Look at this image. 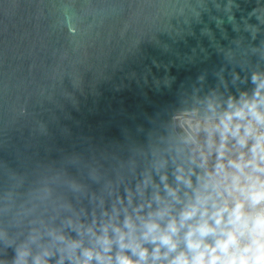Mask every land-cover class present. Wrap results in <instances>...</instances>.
I'll list each match as a JSON object with an SVG mask.
<instances>
[{"label": "water", "instance_id": "obj_1", "mask_svg": "<svg viewBox=\"0 0 264 264\" xmlns=\"http://www.w3.org/2000/svg\"><path fill=\"white\" fill-rule=\"evenodd\" d=\"M253 72L264 0H0V197L65 171L99 192L90 168L115 179L185 147L174 117H200L212 89L251 92Z\"/></svg>", "mask_w": 264, "mask_h": 264}, {"label": "clouds", "instance_id": "obj_2", "mask_svg": "<svg viewBox=\"0 0 264 264\" xmlns=\"http://www.w3.org/2000/svg\"><path fill=\"white\" fill-rule=\"evenodd\" d=\"M250 79L251 92L208 93L185 147L152 150L115 179L90 168L99 192L67 171L25 201L7 190L0 264H264V73Z\"/></svg>", "mask_w": 264, "mask_h": 264}, {"label": "built area", "instance_id": "obj_3", "mask_svg": "<svg viewBox=\"0 0 264 264\" xmlns=\"http://www.w3.org/2000/svg\"><path fill=\"white\" fill-rule=\"evenodd\" d=\"M197 114V112H189L177 114L174 117L175 130L181 139L193 134L196 125L200 122V117H197ZM191 151H196V147L192 146Z\"/></svg>", "mask_w": 264, "mask_h": 264}]
</instances>
